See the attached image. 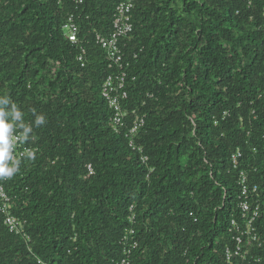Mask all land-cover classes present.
I'll return each instance as SVG.
<instances>
[{"label": "trees", "instance_id": "trees-1", "mask_svg": "<svg viewBox=\"0 0 264 264\" xmlns=\"http://www.w3.org/2000/svg\"><path fill=\"white\" fill-rule=\"evenodd\" d=\"M121 1L0 0V97L32 127L13 148L19 171L0 179L12 197L0 207L25 221L13 232L0 208V264H119L131 205V264H229L243 169L264 203V0L139 1L117 134L101 94L114 69L96 35L110 33ZM70 14L84 66L64 34ZM258 223L264 237V215Z\"/></svg>", "mask_w": 264, "mask_h": 264}, {"label": "built area", "instance_id": "built-area-1", "mask_svg": "<svg viewBox=\"0 0 264 264\" xmlns=\"http://www.w3.org/2000/svg\"><path fill=\"white\" fill-rule=\"evenodd\" d=\"M139 1L145 0H122L117 5L113 15L110 33L108 35L102 33L96 35V43L105 51L109 67L114 69V72L106 77L101 94L112 111L110 126L117 134L122 133V129L126 126V121L129 117V110L125 108L124 104L129 99V73L124 59L125 52L123 48L125 47L126 39H130L134 31L132 22L133 11ZM63 29L65 37L79 48L80 54L78 59L82 66H84L86 64L87 49L83 46V42L79 36L80 26L77 23L75 14L69 15ZM133 114H137L136 110H133ZM132 122L133 125L126 133V137L130 139V146L134 147V140L140 128L146 123V115H137ZM215 123L218 124V121H215ZM13 135L15 136L14 132ZM139 150L142 151V148L140 147ZM253 152L255 154L258 153V149L255 148ZM24 154L25 151L20 153L21 156ZM242 156L243 153L241 151L233 155L234 168H237ZM143 160L147 161L148 156L143 155ZM89 171L93 173L91 166H89ZM250 174L251 171L243 169L238 178L241 188L237 206L239 218H231L228 232L232 234L230 240L232 244H227L224 253L229 264H264V237L258 223L259 219L264 215V203L260 186L258 183L252 182ZM11 201L12 197L0 181V205L2 202L10 203ZM2 207H0L1 210L7 214L6 223L11 227L13 232L19 234L25 226V221L9 215V212H6L7 209H3ZM128 220L131 228H129L122 240L124 257L120 260L119 264H131L134 251L139 247L137 240L129 241V236L135 233V205H131L129 208Z\"/></svg>", "mask_w": 264, "mask_h": 264}, {"label": "clouds", "instance_id": "clouds-1", "mask_svg": "<svg viewBox=\"0 0 264 264\" xmlns=\"http://www.w3.org/2000/svg\"><path fill=\"white\" fill-rule=\"evenodd\" d=\"M8 97H0V179L11 178L19 171L21 161L13 156L16 141L29 139L32 127L24 122L23 113L15 104H11ZM45 123V117L38 115L35 125L39 127ZM14 129L20 130L18 135H13ZM27 159L34 160L36 153L25 150Z\"/></svg>", "mask_w": 264, "mask_h": 264}]
</instances>
